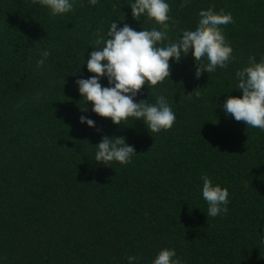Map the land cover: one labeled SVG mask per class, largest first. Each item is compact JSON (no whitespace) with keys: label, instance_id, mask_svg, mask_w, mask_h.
Segmentation results:
<instances>
[{"label":"trees","instance_id":"obj_1","mask_svg":"<svg viewBox=\"0 0 264 264\" xmlns=\"http://www.w3.org/2000/svg\"><path fill=\"white\" fill-rule=\"evenodd\" d=\"M71 2L52 16L32 0H0V264H151L163 248L182 264H264V131L222 108L242 96L236 72L264 58V0H166L171 41L196 29L201 10L231 13L220 27L234 59L197 79L190 50L169 61L170 78L145 84L135 102L163 95L176 115L160 133L98 116L76 84L94 75L86 62L112 21L160 26L135 20L134 0ZM100 83L109 86L106 76ZM104 136L125 137L132 162L95 161ZM205 174L228 189L227 214L207 217Z\"/></svg>","mask_w":264,"mask_h":264},{"label":"clouds","instance_id":"obj_2","mask_svg":"<svg viewBox=\"0 0 264 264\" xmlns=\"http://www.w3.org/2000/svg\"><path fill=\"white\" fill-rule=\"evenodd\" d=\"M33 4H40L50 10L52 16L66 14L73 11L71 0H32ZM95 6L98 0H89ZM182 7L185 5H181ZM132 16L135 20L145 15L149 21H155L160 29H143L137 32L128 24L118 28L116 22H111L106 37L97 36L94 51L87 60V70L94 74L87 79H78L79 93L84 101L92 104V111L102 118H107L113 124L120 126L129 118L143 120L149 133H160L172 128L176 115L163 95L156 99L155 104L146 100L135 102L145 84L156 86L171 76L170 60L180 62L182 55L192 56L198 65L195 76L200 78L203 72L213 73L217 68H227L234 59L233 48L223 34L222 25L233 23L231 13L223 9L214 12L210 7L199 12V21L195 30H185L174 41L169 40L167 30L170 20V5L166 0H134L130 4ZM168 40V43L164 42ZM102 45V47H100ZM51 52L44 50L37 61V67L45 64ZM206 60L207 63H202ZM107 78L108 87L102 86L100 80ZM238 85L242 96L229 95L222 104L226 114L237 122L243 121L247 126L264 131V58L259 63L255 57H249V65L236 72ZM197 97L201 94L194 90ZM193 91V92H194ZM192 92V93H193ZM192 93L188 94L189 96ZM87 111L86 108H81ZM80 123L95 127V121L84 116ZM97 131H100L97 129ZM95 161L108 165L119 162L127 165L136 155L133 146L126 144L125 137L104 136L96 146ZM150 150V149H149ZM202 197L207 203V217H216L221 213L227 214L229 191L219 184L214 185L208 175H202ZM174 249L163 248L159 251L151 264H182ZM129 264L138 259L129 256Z\"/></svg>","mask_w":264,"mask_h":264}]
</instances>
